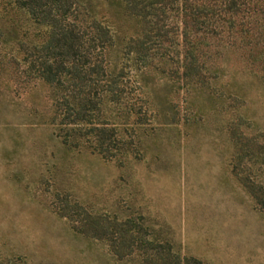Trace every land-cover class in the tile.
<instances>
[{"label":"rangeland","instance_id":"obj_1","mask_svg":"<svg viewBox=\"0 0 264 264\" xmlns=\"http://www.w3.org/2000/svg\"><path fill=\"white\" fill-rule=\"evenodd\" d=\"M213 47L199 73L172 61L179 73L130 77L105 110L116 133L104 156L90 150L92 133L63 142L45 82L0 75V264H197L177 226L218 219L200 212L217 206L214 185L242 187L232 206L249 196L264 215L263 53ZM247 220L238 230L226 215L212 235L229 249L255 230L256 248H231L240 264H264V220Z\"/></svg>","mask_w":264,"mask_h":264},{"label":"trees","instance_id":"obj_2","mask_svg":"<svg viewBox=\"0 0 264 264\" xmlns=\"http://www.w3.org/2000/svg\"><path fill=\"white\" fill-rule=\"evenodd\" d=\"M215 41L260 49L264 65V0H0V75L45 82L63 142L79 147L92 133L103 156L116 133L105 110L130 77L179 73L172 61L199 73Z\"/></svg>","mask_w":264,"mask_h":264},{"label":"crops","instance_id":"obj_3","mask_svg":"<svg viewBox=\"0 0 264 264\" xmlns=\"http://www.w3.org/2000/svg\"><path fill=\"white\" fill-rule=\"evenodd\" d=\"M214 194L209 195L208 197L213 199L217 206L211 207L210 209H206L200 211L201 214L209 215L215 214L218 219L216 221H209L206 218H201L200 222L192 220L187 223H178V242L183 244V250L186 251L189 255L200 258L201 260L207 261L210 264H240V255L237 251H234L231 247L239 248L241 245H247L249 247L256 248L257 246V233L254 230L252 236L249 237L251 239V243H241V240H245L244 235L238 234L236 238L230 242V247L227 249L226 243L224 239H218L216 236L212 235V232L215 230H219L223 232L225 229V222L223 221L224 216L230 215L235 217L237 223V229H240L242 223H250L247 219H256L257 217L261 220H264L263 213H260L259 210L252 204L249 196H247V200L244 201V207H240L239 203L242 201V198H237L236 207L232 206L233 202H235V195L231 194L235 190H239L242 192V187L239 186V189H235L232 186L231 188L222 186V185H214L212 186ZM238 188V187H237ZM224 199V200H221ZM227 199V201H225ZM242 199V200H241ZM226 202V203H223ZM228 204L231 206H228ZM239 204V205H238ZM203 212V213H202ZM255 222V220L253 221ZM255 224H251L252 228L255 229Z\"/></svg>","mask_w":264,"mask_h":264}]
</instances>
